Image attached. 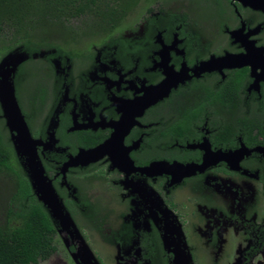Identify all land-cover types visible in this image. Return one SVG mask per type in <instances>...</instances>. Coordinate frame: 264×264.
I'll return each mask as SVG.
<instances>
[{"label":"flooded vegetation","instance_id":"flooded-vegetation-1","mask_svg":"<svg viewBox=\"0 0 264 264\" xmlns=\"http://www.w3.org/2000/svg\"><path fill=\"white\" fill-rule=\"evenodd\" d=\"M142 1L82 35L45 24L30 53L1 40L0 62L27 55L14 96L72 226L37 200L1 109L0 217L21 175L54 230L35 264H264V0Z\"/></svg>","mask_w":264,"mask_h":264},{"label":"trees","instance_id":"trees-1","mask_svg":"<svg viewBox=\"0 0 264 264\" xmlns=\"http://www.w3.org/2000/svg\"><path fill=\"white\" fill-rule=\"evenodd\" d=\"M120 2L124 0H0V37L9 32L10 42L21 44L30 53L36 49L28 46L31 40L25 39L26 36L43 29L45 24L75 30L73 25L77 20L103 18L109 6ZM1 124L0 121V130ZM1 134L0 131V173L9 167ZM16 186L5 216L0 217V264H35L47 258L53 249L47 234L54 230L41 206L33 203L24 176H17ZM11 204L20 212H15Z\"/></svg>","mask_w":264,"mask_h":264},{"label":"water","instance_id":"water-1","mask_svg":"<svg viewBox=\"0 0 264 264\" xmlns=\"http://www.w3.org/2000/svg\"><path fill=\"white\" fill-rule=\"evenodd\" d=\"M27 59L24 52L10 53L0 62V109L5 126L11 135L13 146L18 153L28 157L27 178L37 200L50 210L51 218L62 228L72 226L70 218L63 213V207L43 176V169L36 157L37 141L31 140L23 116L14 96L12 75L16 68ZM160 165V164H159ZM47 263V262H46Z\"/></svg>","mask_w":264,"mask_h":264},{"label":"rangeland","instance_id":"rangeland-1","mask_svg":"<svg viewBox=\"0 0 264 264\" xmlns=\"http://www.w3.org/2000/svg\"><path fill=\"white\" fill-rule=\"evenodd\" d=\"M156 1H158V0H145L144 2L142 1V2H140L137 6H145V4H147V2H148V4H147V6H154V3L156 2ZM159 2V1H158ZM140 17H141V15H140ZM135 17H133V16H131V20L129 21V22H133ZM88 21V19H85V18H83V19H80V20H77L74 24L75 25H73L74 27H78V29H79V31H77V33H80L81 35L83 34V32H86L85 30V28H84V25H86V23H88L87 22ZM90 24L92 23V21H90L89 22ZM134 23H135V21H134ZM133 24V23H132ZM131 23H124V24H121V25H119L118 27H116L115 28V30L114 31H112L111 33H113V32H118V33H122L123 31H124V29L126 28V29H131L132 27H133V25H132ZM42 31H44V29H40V30H38L33 36H37V37H47V36H51L52 34H53V32H57L58 33V30H52V33H51V31L49 30V29H45V33H43ZM7 34L6 35H2L1 37H0V40H3V39H5V40H9L10 39V37H11V35L12 34H9V32H6ZM51 33V34H50ZM56 33V34H57ZM4 34H5V32H4ZM105 34V33H104ZM107 35V34H106ZM77 37V36H76ZM78 39V38H77ZM79 40V39H78ZM80 41V40H79ZM54 42V41H53ZM0 51H2V47H1V43H0ZM0 58H2V56H1V52H0ZM1 126H2V124H1ZM0 184H2V183H0ZM1 188V187H0ZM7 188H9L8 190L10 191V188H11V184H7ZM0 196H2L1 194H0ZM2 202H3V200H1L0 199V206H2ZM0 211H2V209H0ZM43 264H50V263H43Z\"/></svg>","mask_w":264,"mask_h":264}]
</instances>
